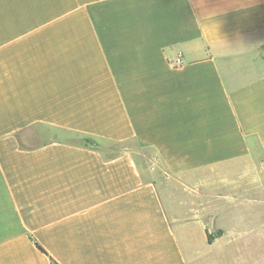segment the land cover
<instances>
[{"label":"crops","instance_id":"0c3cea01","mask_svg":"<svg viewBox=\"0 0 264 264\" xmlns=\"http://www.w3.org/2000/svg\"><path fill=\"white\" fill-rule=\"evenodd\" d=\"M263 182L264 0H0V264H264Z\"/></svg>","mask_w":264,"mask_h":264},{"label":"rangeland","instance_id":"374dc122","mask_svg":"<svg viewBox=\"0 0 264 264\" xmlns=\"http://www.w3.org/2000/svg\"><path fill=\"white\" fill-rule=\"evenodd\" d=\"M51 137L53 135L63 137L67 140L76 141V142H82V143H95L98 142L95 139L79 135V134H73L69 132H57L56 130H50ZM114 148H120V147H114ZM137 152H135L136 154ZM142 155L146 158L152 159L153 152H142ZM153 160V159H152ZM155 162V160H153ZM167 183H165V187L167 190L171 189L170 192L173 193L174 196H177L176 204L178 208H184L188 206H194L196 209H203L204 206L210 205V204H217L218 199L216 197L217 194H221L225 191L230 190L231 188L225 185V183H214L218 181H214L212 183L207 182L204 180L202 174H195L188 176L187 178H181V177H173V180L170 178H166ZM263 184L258 185V189H254V191L261 192L262 190L259 188L262 187ZM245 190V189H242ZM231 192V191H230ZM204 195H203V194ZM202 194V195H201ZM243 196L242 199L238 198L236 202L234 200H228V202H231L230 204L226 205V209H223V215L226 221L230 223H244L247 222L248 219L250 221L255 222L259 220L260 216H247L244 214L245 210H250L251 208H259L261 206L260 200L256 201V199L250 200L248 199L250 195L248 192H244L241 194ZM255 195V194H254ZM253 195V196H254ZM191 196V197H189ZM193 196V197H192ZM252 196V197H253ZM258 203V204H257ZM184 210V209H182ZM181 210V211H182ZM208 212V211H206ZM181 218L187 217L185 214L178 215Z\"/></svg>","mask_w":264,"mask_h":264},{"label":"trees","instance_id":"16d2710c","mask_svg":"<svg viewBox=\"0 0 264 264\" xmlns=\"http://www.w3.org/2000/svg\"><path fill=\"white\" fill-rule=\"evenodd\" d=\"M207 240L210 242L211 240H210V236H209V234H207ZM38 247H39V245H38ZM40 249H41V247H39Z\"/></svg>","mask_w":264,"mask_h":264},{"label":"built area","instance_id":"2783aa9c","mask_svg":"<svg viewBox=\"0 0 264 264\" xmlns=\"http://www.w3.org/2000/svg\"><path fill=\"white\" fill-rule=\"evenodd\" d=\"M177 62H180V60H179V59H177Z\"/></svg>","mask_w":264,"mask_h":264}]
</instances>
